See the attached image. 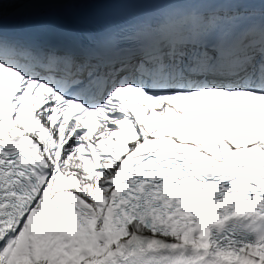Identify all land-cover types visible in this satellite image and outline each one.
<instances>
[{
  "label": "snow or ice",
  "instance_id": "obj_1",
  "mask_svg": "<svg viewBox=\"0 0 264 264\" xmlns=\"http://www.w3.org/2000/svg\"><path fill=\"white\" fill-rule=\"evenodd\" d=\"M0 264H264V0H0Z\"/></svg>",
  "mask_w": 264,
  "mask_h": 264
}]
</instances>
